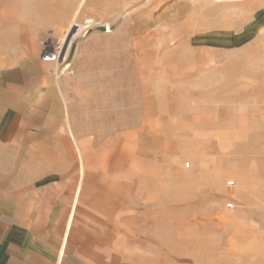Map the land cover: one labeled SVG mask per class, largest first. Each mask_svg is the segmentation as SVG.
Returning <instances> with one entry per match:
<instances>
[{
    "label": "rangeland",
    "instance_id": "rangeland-1",
    "mask_svg": "<svg viewBox=\"0 0 264 264\" xmlns=\"http://www.w3.org/2000/svg\"><path fill=\"white\" fill-rule=\"evenodd\" d=\"M31 43L67 104L62 264H264V0H0V64Z\"/></svg>",
    "mask_w": 264,
    "mask_h": 264
},
{
    "label": "crops",
    "instance_id": "crops-1",
    "mask_svg": "<svg viewBox=\"0 0 264 264\" xmlns=\"http://www.w3.org/2000/svg\"><path fill=\"white\" fill-rule=\"evenodd\" d=\"M208 36L230 37L234 44L242 35L220 30L203 35ZM30 45L32 53L0 64V264H62L65 232L73 220L68 222L72 211L66 213V177L61 168L66 159L60 156L69 142L67 104L56 72L59 61L41 59ZM19 154L26 167L20 172ZM35 154L43 156L38 159L45 166V175L36 178L45 176L39 193L34 191L33 171L27 170ZM80 165L79 183L82 160Z\"/></svg>",
    "mask_w": 264,
    "mask_h": 264
},
{
    "label": "built area",
    "instance_id": "built-area-1",
    "mask_svg": "<svg viewBox=\"0 0 264 264\" xmlns=\"http://www.w3.org/2000/svg\"><path fill=\"white\" fill-rule=\"evenodd\" d=\"M104 31L105 32H109V27L108 26H105L104 27ZM40 57H41V59H44V60H54L55 63H58V59L54 55L47 54L46 51H45V53H41V56ZM54 76H55V71H54ZM57 76L59 77V75H57Z\"/></svg>",
    "mask_w": 264,
    "mask_h": 264
},
{
    "label": "water",
    "instance_id": "water-1",
    "mask_svg": "<svg viewBox=\"0 0 264 264\" xmlns=\"http://www.w3.org/2000/svg\"><path fill=\"white\" fill-rule=\"evenodd\" d=\"M67 44H68V39L66 40L65 45H64V47H63V49H62V51H61V53H60V59H62V57H63V55H64V53H65V50H66Z\"/></svg>",
    "mask_w": 264,
    "mask_h": 264
},
{
    "label": "bare ground",
    "instance_id": "bare-ground-1",
    "mask_svg": "<svg viewBox=\"0 0 264 264\" xmlns=\"http://www.w3.org/2000/svg\"><path fill=\"white\" fill-rule=\"evenodd\" d=\"M90 21H91V20L89 19V20L86 21V23H88V22H90Z\"/></svg>",
    "mask_w": 264,
    "mask_h": 264
}]
</instances>
